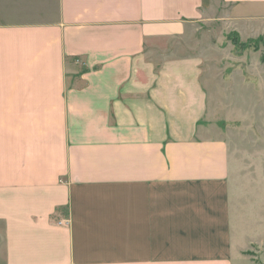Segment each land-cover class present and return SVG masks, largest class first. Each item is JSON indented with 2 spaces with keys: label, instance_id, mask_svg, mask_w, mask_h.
<instances>
[{
  "label": "crops",
  "instance_id": "0c3cea01",
  "mask_svg": "<svg viewBox=\"0 0 264 264\" xmlns=\"http://www.w3.org/2000/svg\"><path fill=\"white\" fill-rule=\"evenodd\" d=\"M214 31L264 35V0H0V264L262 248L214 118L242 90L212 72Z\"/></svg>",
  "mask_w": 264,
  "mask_h": 264
},
{
  "label": "rangeland",
  "instance_id": "374dc122",
  "mask_svg": "<svg viewBox=\"0 0 264 264\" xmlns=\"http://www.w3.org/2000/svg\"><path fill=\"white\" fill-rule=\"evenodd\" d=\"M208 36L216 44L206 51L214 57L212 72L225 77L230 90L238 84L243 90L235 92L230 105L214 118H224V126L230 127L231 169L245 171L236 180L254 191L248 203L252 208L245 205L244 214L255 223L254 236L259 235L264 243V35L243 37L237 31H214ZM246 254L247 264H264V245Z\"/></svg>",
  "mask_w": 264,
  "mask_h": 264
},
{
  "label": "trees",
  "instance_id": "16d2710c",
  "mask_svg": "<svg viewBox=\"0 0 264 264\" xmlns=\"http://www.w3.org/2000/svg\"><path fill=\"white\" fill-rule=\"evenodd\" d=\"M238 37V36H237ZM239 41V40H238ZM262 41H263V39H262ZM242 45L241 46H243L244 44L243 43H241ZM237 45V44H236ZM256 48H258L257 46H255ZM262 61L264 62V53H263V55H262Z\"/></svg>",
  "mask_w": 264,
  "mask_h": 264
}]
</instances>
